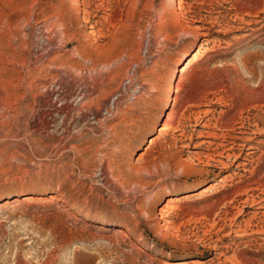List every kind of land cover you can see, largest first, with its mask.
Returning a JSON list of instances; mask_svg holds the SVG:
<instances>
[{"label": "rangeland", "instance_id": "374dc122", "mask_svg": "<svg viewBox=\"0 0 264 264\" xmlns=\"http://www.w3.org/2000/svg\"><path fill=\"white\" fill-rule=\"evenodd\" d=\"M0 31V264H264V0H0ZM207 120L263 131L244 170Z\"/></svg>", "mask_w": 264, "mask_h": 264}, {"label": "bare ground", "instance_id": "6f19581e", "mask_svg": "<svg viewBox=\"0 0 264 264\" xmlns=\"http://www.w3.org/2000/svg\"><path fill=\"white\" fill-rule=\"evenodd\" d=\"M7 1H10V0H7ZM185 34L187 33L180 32L177 38L174 39V41L172 42L174 43L177 40L179 41L180 37ZM188 35H193V34L188 33ZM204 113L206 114V112ZM201 126L204 127L206 131L197 133L198 136L201 137L202 141L198 143L199 145L197 146L194 145V147H200V146L206 147L205 151L208 153L206 154V157H207L206 166H208L210 162H212L215 164H219L223 167L225 165L222 162H220V160L225 159L227 161H230L231 159H233V161L236 163L238 161L237 159H239V160H242V162L236 165L235 169L237 170L238 169L244 170L245 167L248 165V163L251 162L252 156L255 150H257L256 147L252 145H248L250 142L253 141L252 139H250V137H248L249 134L252 135V134H256L257 132H263L262 130H259V129H255V131L249 130L246 127H244L243 124H240L235 130H233L234 135L230 136V134L223 133L224 131L222 132L221 129H217L218 125L216 126V123L210 124V121L208 120L205 123H203V125ZM182 140H184V142H188V143H184L182 147H187L189 143L191 142V137L186 136V137H183ZM212 141H217L218 144H212ZM193 154H194L195 159L197 158L198 160H200L198 153L194 152ZM223 168H226V167H223ZM187 170H189L188 167H187ZM190 170L193 171L194 169H190ZM148 189H149L148 185L146 184L141 185L140 193L146 194L148 192ZM250 203L251 204L249 207L254 206L256 207L255 210L262 209L264 207L263 204L256 203L255 201H251ZM240 231H243V230H240ZM118 232H120L121 235H124V232L121 229H118Z\"/></svg>", "mask_w": 264, "mask_h": 264}]
</instances>
